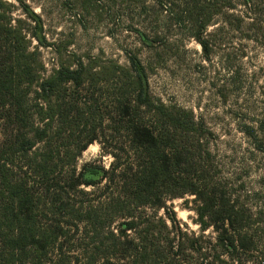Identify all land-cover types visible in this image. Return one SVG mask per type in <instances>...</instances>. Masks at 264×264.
<instances>
[{"label": "trees", "instance_id": "16d2710c", "mask_svg": "<svg viewBox=\"0 0 264 264\" xmlns=\"http://www.w3.org/2000/svg\"><path fill=\"white\" fill-rule=\"evenodd\" d=\"M175 2L166 11L186 22L209 59L208 28L218 16L229 21L237 4ZM259 2L253 14L243 0L248 31L264 23ZM15 10L0 0V264H264V229L228 192L210 133L193 112L151 93L138 53L127 52L126 64L79 59L47 75L32 39L43 41L29 24L39 19L28 10L14 18ZM247 130L264 151V125L261 138ZM95 142L112 156L110 168L79 170ZM188 196L200 234L174 213L159 215Z\"/></svg>", "mask_w": 264, "mask_h": 264}, {"label": "rangeland", "instance_id": "374dc122", "mask_svg": "<svg viewBox=\"0 0 264 264\" xmlns=\"http://www.w3.org/2000/svg\"><path fill=\"white\" fill-rule=\"evenodd\" d=\"M5 1L16 6L14 18L25 19L28 10L39 19V27L34 21L29 24L43 41L39 45L32 39L47 75L79 59L126 64L127 52H137L149 68L151 93L193 112L203 123L228 192L252 211L264 229V151L259 140L246 133L250 127L261 138L258 132L264 125V23L248 31L251 12L243 0H232L237 6L228 12L229 21L218 16L208 28L209 59L186 22L179 23L166 11L164 3L175 0ZM175 3L170 4L175 12L183 9ZM249 3L258 14L259 0ZM238 18L244 21L241 30L235 29L240 27ZM112 162L95 142L79 156L77 167L95 163L109 169ZM194 200L193 196L169 200L159 215L166 219L167 213H174L191 232L200 234ZM206 234L212 236V230Z\"/></svg>", "mask_w": 264, "mask_h": 264}]
</instances>
